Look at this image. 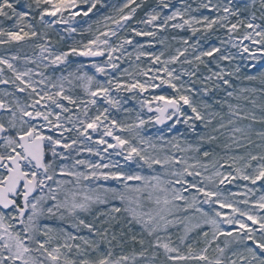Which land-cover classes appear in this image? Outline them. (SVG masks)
<instances>
[{"label": "snow or ice", "instance_id": "snow-or-ice-1", "mask_svg": "<svg viewBox=\"0 0 264 264\" xmlns=\"http://www.w3.org/2000/svg\"><path fill=\"white\" fill-rule=\"evenodd\" d=\"M0 264H264V0H0Z\"/></svg>", "mask_w": 264, "mask_h": 264}]
</instances>
